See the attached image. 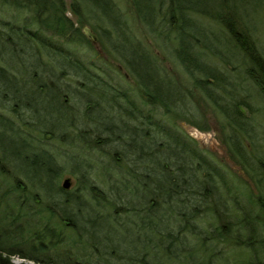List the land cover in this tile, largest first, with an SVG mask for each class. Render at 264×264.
Listing matches in <instances>:
<instances>
[{
  "label": "trees",
  "instance_id": "16d2710c",
  "mask_svg": "<svg viewBox=\"0 0 264 264\" xmlns=\"http://www.w3.org/2000/svg\"><path fill=\"white\" fill-rule=\"evenodd\" d=\"M1 2L27 9L29 15L22 25L0 21L8 30H0L9 52L2 61L17 57L27 71L16 69V74L0 64V107L28 110L30 121L22 124L39 137L29 138L0 113V135L8 129L10 143L19 144L10 156L36 177L11 176L10 183L0 184V264H27L14 262L13 256L37 264H165L168 256L183 254L187 235L204 249L207 238L212 244L242 247L247 264H264V132L253 120L255 101L264 103V54L257 44L264 0H129L160 46L171 41L174 59L224 117L227 148L252 179L253 195L244 193L237 179L176 125L174 119H190L184 92L162 57L127 30L113 0L72 3L96 10L111 28L100 41L140 89L141 103L115 79L114 70L80 59L69 48L79 41L92 45L65 15L62 0ZM234 70L238 78L232 76ZM37 106L55 112V126L62 128L42 126ZM75 120L90 123L94 136L77 129ZM47 134L80 150L101 152L109 144L121 149L107 154L117 162L122 156L128 176L104 191L85 178L88 171L71 166L70 172L82 179L72 192L62 189L55 181L63 164L38 148L41 135ZM24 178L26 185L19 180ZM206 214L222 223L201 237L193 222ZM174 219L176 227L169 226ZM64 229L75 233V241L67 239ZM78 244L80 255L72 251ZM178 246L179 251L174 249Z\"/></svg>",
  "mask_w": 264,
  "mask_h": 264
},
{
  "label": "rangeland",
  "instance_id": "374dc122",
  "mask_svg": "<svg viewBox=\"0 0 264 264\" xmlns=\"http://www.w3.org/2000/svg\"><path fill=\"white\" fill-rule=\"evenodd\" d=\"M0 0V21H8L13 22L17 25H22L23 19L29 15L27 9H16L9 2H1ZM117 6V9L121 13V17L124 20L127 30L132 33L138 41L143 44H146L147 47L151 48L153 52H156L162 59L164 60V65L167 67L168 74L170 75L173 82L184 92L185 99V110L188 111L189 121H185L183 119L177 118L174 119L177 126L180 127L187 135L193 138L197 145L202 148L204 151L208 153V155L213 158L216 162L222 165L230 175H232L235 180L239 183L238 185L243 188L244 193H249V195H253L256 193V188L252 179L249 175L241 168V166L237 163L235 156H233L229 149L227 148V144L225 142V134L227 133L228 127L224 117L221 113L213 106L206 97L202 94V92L193 84L192 78L188 76L186 71L179 65V63L174 59L173 54L171 53L170 42L168 47L164 48L160 46L159 41L156 39L155 35L149 33L145 26L139 21L136 16L133 8L129 2V0H113ZM63 7L65 8V15L74 23L73 26H78L81 29L83 34V27H88L92 33H94L97 38V44H92V46L85 44L83 41L70 43L69 48L74 51L75 55L80 59H85L88 61L93 60L94 63H97L100 67L105 68L107 70H114L117 73L115 79L117 81L120 80L122 85H125L131 90V92L135 95V99L138 103L144 102V97L140 93V89L134 83L133 79L127 75V72L120 61H118L114 55L110 52L105 42L100 41V35H106L111 32V28L104 22L103 17H100L99 13L94 10L92 11L89 6L84 3L80 6H74L72 0H62ZM0 30L4 32L8 31L6 28H3L0 25ZM48 34V33H47ZM52 36L51 38L54 41L60 42L63 39H58L52 34H48ZM84 35V34H83ZM85 36V35H84ZM1 37V36H0ZM56 38V39H55ZM58 39V40H57ZM160 40V39H159ZM257 44L259 49L264 54V19L261 21L260 29L257 32ZM3 43L0 38V64H4L9 68L14 69L16 74H25L27 71H24V68L21 66V62L17 57L9 56L10 63H6L5 60L2 61V57H4L8 52L7 45L2 46ZM4 47V48H3ZM3 55V56H1ZM237 62L234 60L233 65ZM18 69V70H16ZM111 72V71H110ZM113 72V71H112ZM237 74V70L232 71V76ZM237 76V75H236ZM238 78V76H237ZM244 85V84H243ZM72 92H70L71 94ZM73 96V94H71ZM255 108L257 109L256 114L254 115V122L258 125L259 130L264 132V103L260 101H255ZM14 108V110L12 109ZM40 108V106H37ZM0 113L10 118L11 121H14L18 127L26 133V136L29 138L38 139V135L36 132L32 130H27L29 128L28 125L22 122H28L29 120V111L19 106H8L7 104L3 107H0ZM17 113V117L15 114ZM76 113V112H74ZM36 118L42 124V126L48 128H54L56 130L61 129V126H55L58 124L59 119L56 118L55 112L48 114L44 111L43 108H40L36 112ZM79 117V116H78ZM193 117L194 119H191ZM169 119L172 121L171 117ZM74 123L77 125V129H81L83 131H87V134L94 136L91 131L93 127L87 121L75 120ZM27 130V131H26ZM75 131V127H73L72 131ZM26 131V132H25ZM11 132L8 129H5L0 135V184L4 185L11 182V176L19 177L18 175H23L25 177H29L26 172H23L21 169H25L27 172H31L29 168L20 161L12 158L11 151L19 148V144L10 143ZM103 133H101L102 137ZM37 136V137H36ZM260 136V134H259ZM92 139V138H91ZM38 148L44 149L48 152L53 153L59 163L63 164V170L61 174L57 177L55 183L56 185H61L62 181L66 178L69 179V188L67 191L72 192L76 185L80 182L81 174L79 173H71L72 169H84L82 171H88L85 173V178H89L90 181L93 182L98 188L107 191L111 185H120L123 180V176L127 177L126 173V164L122 163V156L119 155V162L112 160V156L108 155V152H114L117 150H121L119 148H114L109 145H102L103 147L100 151L90 152L87 150H80L78 148H74L70 145H60V141L58 139H50V135H41L40 142L38 143ZM100 147V146H99ZM78 149V150H77ZM117 151V154H119ZM71 154V156H68ZM40 177L42 172L39 173ZM38 175V174H37ZM20 178V177H19ZM36 177H29V179H34ZM23 179V178H22ZM25 185L24 180L19 179ZM127 183V182H124ZM36 193V192H35ZM84 196L86 199H89L88 192L83 190ZM91 198V197H90ZM254 211H257V208L254 207ZM119 212V211H118ZM120 216L121 213H118ZM123 215V214H122ZM123 219H126L124 216ZM226 219V218H224ZM229 220V219H228ZM226 220V221H228ZM232 221L236 220V217L231 218ZM222 223V221L215 220L214 217L210 214L203 215L198 220L193 222V226L196 227L198 233H200L201 237H205L207 233V229L210 226H216ZM129 225V224H127ZM177 220H171L169 226L176 227ZM64 233L68 238L74 239L75 241V233L70 232L68 229H64ZM186 234H188L186 232ZM184 247H174L177 251L181 248L184 250L183 254L181 252L177 255L168 256V260L165 264H198L202 263L201 261L207 259L209 264H247L248 252L242 247H234L230 245L226 241L222 242H214L217 244H212L213 242L208 241L207 243L202 242L205 245H208L206 249L203 248V245L200 246L197 243L196 238L193 235L184 236L183 239ZM80 244H78L75 248H73V252L77 255L82 254L83 250L80 249ZM180 248V249H179ZM189 252H187V251ZM207 255V257H206ZM170 257V258H169ZM172 257V258H171ZM14 262H24L27 264H37L32 261H27L20 259L16 256L11 258Z\"/></svg>",
  "mask_w": 264,
  "mask_h": 264
},
{
  "label": "water",
  "instance_id": "95a60500",
  "mask_svg": "<svg viewBox=\"0 0 264 264\" xmlns=\"http://www.w3.org/2000/svg\"><path fill=\"white\" fill-rule=\"evenodd\" d=\"M82 31H83V34L85 35V37H86V38H87L92 44H97V41H98L97 36H96L94 33H92L88 27H83ZM69 185H70V183H69V179L66 178V179H64V180L62 181V183H61L60 186H61L62 189L67 190V189L69 188Z\"/></svg>",
  "mask_w": 264,
  "mask_h": 264
}]
</instances>
